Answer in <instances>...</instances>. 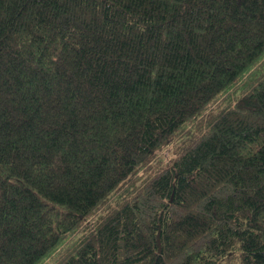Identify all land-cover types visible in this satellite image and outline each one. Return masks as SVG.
I'll use <instances>...</instances> for the list:
<instances>
[{"label":"trees","instance_id":"trees-1","mask_svg":"<svg viewBox=\"0 0 264 264\" xmlns=\"http://www.w3.org/2000/svg\"><path fill=\"white\" fill-rule=\"evenodd\" d=\"M0 264H264V0H0Z\"/></svg>","mask_w":264,"mask_h":264},{"label":"water","instance_id":"water-1","mask_svg":"<svg viewBox=\"0 0 264 264\" xmlns=\"http://www.w3.org/2000/svg\"><path fill=\"white\" fill-rule=\"evenodd\" d=\"M157 245H158V251H160V239H159V233H157Z\"/></svg>","mask_w":264,"mask_h":264}]
</instances>
